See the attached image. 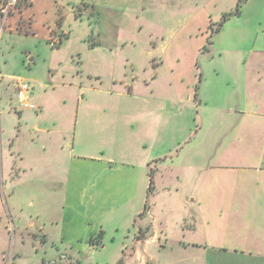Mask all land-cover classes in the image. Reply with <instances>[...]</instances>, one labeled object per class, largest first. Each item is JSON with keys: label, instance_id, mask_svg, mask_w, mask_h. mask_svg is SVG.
I'll list each match as a JSON object with an SVG mask.
<instances>
[{"label": "crops", "instance_id": "1", "mask_svg": "<svg viewBox=\"0 0 264 264\" xmlns=\"http://www.w3.org/2000/svg\"><path fill=\"white\" fill-rule=\"evenodd\" d=\"M132 1L31 0L28 22H33L38 13L48 17L47 33L55 32L60 38L58 46L52 48L55 50L68 45L76 35L75 30L85 23L86 31L79 41L87 50L102 49L110 55L119 46L118 29L125 25ZM26 14L13 7L7 15L0 13V37L3 30L17 29ZM60 17L63 21L57 27ZM245 54L239 63L219 67L240 86L236 108L216 103L209 106L213 96L211 92L200 93L203 82L195 99L197 78L199 80L196 64L193 65V78L186 81L191 94L186 93L185 100L180 95L181 102H178L193 121L201 113V132L210 140L188 141L185 150L174 157L183 159L184 164H191L188 177L192 185V191L178 201V209L186 212L189 208L191 215L184 213L177 221L182 236L204 234L208 247L197 257L207 259L212 254L215 264H223L228 258L237 259L239 264H264V144L250 139L230 147V142L225 139L228 130L251 136L264 131V61L260 60L264 57V34L259 38L258 49L247 50ZM82 70L83 63L77 54L74 76L61 85L81 90L84 83H89L95 92L88 99L77 98L79 103L75 110L50 108L47 115L50 123L33 128L38 138L45 139L50 148L47 179L54 186L52 194L60 196V214L38 229L44 233L47 242L60 243L70 255L77 257V254H89L103 248V237L108 234L110 224L111 232L117 236L123 234V228H130L131 232L129 229L126 236L124 234L129 243L122 242L121 258H126L125 264H147L150 246L157 244L164 248L161 244L167 242V221L160 222L162 231H156L153 226L155 204L148 203L149 172L166 163L168 157L154 154L164 139L161 116L155 113H161L163 106L152 94L118 91L112 87L101 89L98 74ZM213 74L218 76L217 69ZM54 77L51 71L50 79ZM109 78L115 86L113 76ZM179 78L182 83L184 79ZM62 100L66 102L64 98ZM39 105L42 109L38 111L36 122L41 121L46 111L42 98ZM190 126L189 122L187 134ZM218 161L224 163L223 167L233 163L240 166L236 169L238 175L225 178V182L232 180L233 187L223 190L202 188V184L211 178L214 180V176L200 174V171L211 164L218 165ZM176 177L182 184V174ZM188 219H191L190 229ZM105 223H108L107 227ZM29 226L35 225L30 223ZM99 232H102V238L97 241L99 245L91 244ZM112 239L116 240L114 236ZM179 245L182 248L181 243ZM183 247L189 249V243Z\"/></svg>", "mask_w": 264, "mask_h": 264}, {"label": "rangeland", "instance_id": "2", "mask_svg": "<svg viewBox=\"0 0 264 264\" xmlns=\"http://www.w3.org/2000/svg\"><path fill=\"white\" fill-rule=\"evenodd\" d=\"M239 1L133 0L125 25L118 29L119 46L110 55L102 49L87 50L79 41L86 31L85 23L75 28L74 39L61 50L52 49L49 45L48 17L44 14L38 13L28 24L30 13L24 11L27 14L21 20L22 32L16 28L12 32L3 30L0 37V264H117L121 259L122 242L129 243L124 234L126 236L130 228H123V234L117 236L111 232L110 224L108 234L103 237V248L89 254H77L76 257L60 243L47 242L44 233L38 229L42 224L47 226L51 223L50 218L60 214V196L52 194L54 186L47 179L50 148L46 146L45 139L38 138L33 128L50 123L47 116L50 108L75 110L79 103L77 98L88 99L95 92L89 83H84L81 90L61 85L74 76L77 54L83 63L82 71L98 74L101 89L112 87L118 91L152 94L163 106L161 113H155L161 116L164 139L154 154L168 157L166 163L154 169V191L149 194L148 203L155 204L153 226L156 231H162L159 224L167 221V242L161 244L164 248L157 244L150 246L147 264L216 263L212 254L207 259L197 257L202 249L208 247L204 234L182 236L177 221L184 213L191 215L189 208L186 212L178 209V201L192 191V185L189 178L191 164H184L183 159L174 157L177 152L185 150L188 141L210 140L201 132V113L193 121L186 110H181L178 102H181L180 95L185 100L186 93L188 96L191 94L186 81L193 78V65L196 64L200 74V80L197 78L196 82L197 98L203 82L200 93L206 95L211 92L213 96L209 106L216 103L233 109L239 105L240 86L219 67L239 63L246 56L245 51L258 49L259 38L264 34V0H244L240 15L230 18L212 36L211 44H207L210 24L216 28L221 17L233 11ZM260 60L264 61V57ZM214 69H217L218 76L213 74ZM51 71L54 79H50ZM176 74L180 76L176 77ZM179 77L184 79L182 83ZM19 79L32 87L27 97L36 110L20 107L16 97ZM41 98L45 101L46 111L41 121L36 122L38 111L42 109L39 105ZM189 122L191 129L187 134ZM237 131L228 130L225 135L230 147L250 139L264 144V131L253 136ZM218 163L200 171V174L214 176V180L211 178L204 182L202 188L223 190L233 187L232 180L225 182V178L238 175L236 169L240 166L233 163L225 168L222 161ZM178 174H182V184L177 182ZM187 222L190 229L191 219ZM30 223L35 226L31 228ZM113 236L116 240L112 239ZM187 243L189 249L186 250L183 244ZM123 259L124 264L127 263L126 258ZM225 261L223 264H239L233 258Z\"/></svg>", "mask_w": 264, "mask_h": 264}, {"label": "trees", "instance_id": "3", "mask_svg": "<svg viewBox=\"0 0 264 264\" xmlns=\"http://www.w3.org/2000/svg\"><path fill=\"white\" fill-rule=\"evenodd\" d=\"M244 0H240L236 6L235 9L229 13L224 14L219 23L216 25V28H214V26L212 24H210L209 26V31H210V35L207 38V44H211V38L214 34L218 33L219 30L221 29V27L227 22L229 21L230 18L234 17V16H239L240 15V9H241V3ZM247 1V0H245ZM31 6V0H16V4L13 6V8H15L16 10H18L19 13H23L24 11H27ZM84 5H82L83 7ZM63 21V17H60L59 20L57 21V27H60ZM29 24V22H28ZM21 24L17 27V29L19 30V32H22V28H21ZM26 35H28V32L25 31L24 32ZM206 49V47H204V50ZM203 50V51H204ZM199 80H200V74H199ZM197 90H198V86H196L195 88V99L197 100ZM154 175L155 172L154 170H150L149 172V186H148V195L150 193H152L154 191V186H153V179H154ZM102 238V232H99L98 236L94 239H92L90 241L91 244H96L97 241H99V239ZM99 245V243H97ZM117 264H124V259L123 257L119 260V262Z\"/></svg>", "mask_w": 264, "mask_h": 264}, {"label": "built area", "instance_id": "4", "mask_svg": "<svg viewBox=\"0 0 264 264\" xmlns=\"http://www.w3.org/2000/svg\"><path fill=\"white\" fill-rule=\"evenodd\" d=\"M16 4V0H2V4L0 6V13L7 15L9 10ZM49 45L51 48H55L58 46L60 42V38L58 35L53 32L50 33L49 36ZM32 89L29 85L25 84L24 81L18 80V88H17V101L20 104V107L24 110L34 111L36 107L28 102L27 94Z\"/></svg>", "mask_w": 264, "mask_h": 264}]
</instances>
